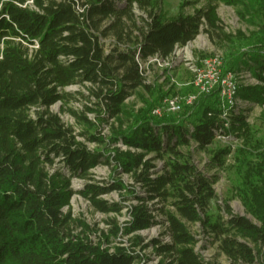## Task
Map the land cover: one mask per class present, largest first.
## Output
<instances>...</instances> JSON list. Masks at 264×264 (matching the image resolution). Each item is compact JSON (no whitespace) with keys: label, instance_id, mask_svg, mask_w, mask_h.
Instances as JSON below:
<instances>
[{"label":"trees","instance_id":"trees-1","mask_svg":"<svg viewBox=\"0 0 264 264\" xmlns=\"http://www.w3.org/2000/svg\"><path fill=\"white\" fill-rule=\"evenodd\" d=\"M223 1L262 14L247 49L230 53L222 69L249 70L261 85L238 87V95L264 103V0ZM135 8L143 15L137 16ZM202 20L215 25L213 6L169 17L161 0H0V264H137L140 255L133 247L141 245L139 235L130 237L131 246L105 247L84 230L75 233L73 223L84 225L62 210L76 193L98 212L119 213L122 203L100 197L113 190H125L135 203L127 207L129 219L121 227L113 225L109 236L162 223L168 240L149 243L161 256L157 264H204L188 223L210 235L229 264H264V155L242 190L256 223L234 214L227 203L210 212L217 177L204 174L179 150L192 144L203 150L216 136L246 131L240 109L229 108L221 118L213 92L177 113L157 116L152 110L162 95L125 125L120 122L126 98L138 87L150 88L138 61L167 59L176 46L195 38ZM110 33L116 43L106 50L103 39ZM74 84L86 87L93 105L83 106L81 113L66 110L86 127L78 133L50 111L56 102L64 109L72 95L65 88ZM86 112H94L96 121ZM108 119L118 126L111 124L105 138L97 127ZM82 138L108 147L120 142L136 151L115 148L106 154L90 150ZM228 152L213 151L210 167H222ZM156 159L162 160L160 168ZM101 163L128 173L140 190L121 178L107 186L95 183L90 171ZM72 178L86 182L74 190Z\"/></svg>","mask_w":264,"mask_h":264},{"label":"rangeland","instance_id":"rangeland-1","mask_svg":"<svg viewBox=\"0 0 264 264\" xmlns=\"http://www.w3.org/2000/svg\"><path fill=\"white\" fill-rule=\"evenodd\" d=\"M208 6L214 7L216 16L214 26L210 27L202 20L200 32L195 38L183 46H176L170 57L167 59L151 57L142 63L144 83L150 88L147 90L138 87L126 98L123 103L124 111L120 121L124 125L141 109L147 108L153 103L155 104L156 100L162 95L165 97L175 94L179 95L180 98L188 95L193 90V87H191L193 76L190 71L193 61L212 54H218L225 60L230 53L246 50L245 43L247 38L259 30L263 21L262 14L255 9L244 10L241 5L233 6L223 0H161L162 10L169 17L179 12L192 15L198 9H205ZM134 12L137 16L143 15L136 8ZM108 22L105 21V23ZM115 43V38L111 33L103 39L106 50L112 48ZM32 48V46H29V49ZM233 72L237 74L236 80L240 88L261 85V82L246 68H238ZM65 90L72 95H69L71 97L66 100L63 106L64 109L61 111L60 102H56L50 106V111L58 114L64 124L72 126L76 133L81 132L86 127L83 124H79L66 110L72 108L75 112L81 113L84 111L83 106L92 107L91 99L87 95L88 91L86 87L79 84L70 85ZM77 92H81L83 95ZM243 101H248L249 103H243ZM239 106L246 118V131L230 132L226 137L216 136L212 144L203 150L197 149L193 144L188 147H180L179 150L182 154L190 155L192 162L204 174L216 175L217 179L213 184L216 199L211 202L210 212H215L216 205L222 206L227 203L234 214L246 215L253 222L258 223L246 208L244 203L245 196L242 190L245 183L244 180L249 176V171L251 172V167L260 165L264 155V103H255L243 99ZM85 116L93 122L96 121L94 112H86ZM111 124L118 126V123L113 119H108L105 122H101L97 130L106 138L109 136ZM186 124L189 126V122H186ZM87 130L93 132L96 129ZM82 140H84L90 150L106 152V154L115 148L120 151L128 149L132 152L136 151L120 142L108 147L106 142L87 141L83 138ZM219 148H228L229 150L224 158L225 163L220 168H211L212 152ZM149 156L151 155L147 157ZM154 164L157 168H160L162 160L156 159ZM90 177L101 186H107L113 179L121 178L126 185L134 186L137 190H140L128 173L120 172V169L114 171L112 164L101 163L95 166L90 171ZM85 182L86 180L83 179L72 178L70 186L72 189L78 190L83 187ZM100 197L109 202H120L125 207L119 213H101L94 210L88 201L80 195L74 193L70 196L68 203L62 208L64 213L69 212L73 218L84 225L80 227L73 223L74 232L79 233L84 230L94 242H101L103 246L110 248L121 244L131 246L130 237L139 235L143 241L141 245L133 247L140 255L137 264H157L161 256L155 253L149 243L152 239L157 238L164 241L168 240L167 236L163 234L164 225L160 223L130 235H121L119 233L114 239L109 236L113 225L120 227L124 225L129 219L127 207L135 203V200L132 199L131 195H127L125 190H113ZM155 214L157 215L158 213ZM157 216L159 220L162 219L161 216ZM108 222L112 223L109 224ZM187 226L197 240L194 249L204 264H229L226 256L217 249L216 244L211 240V236L201 231L198 224L188 223ZM106 236L108 241L104 239ZM145 244L147 246H144Z\"/></svg>","mask_w":264,"mask_h":264},{"label":"built area","instance_id":"built-area-1","mask_svg":"<svg viewBox=\"0 0 264 264\" xmlns=\"http://www.w3.org/2000/svg\"><path fill=\"white\" fill-rule=\"evenodd\" d=\"M154 57L157 58L156 56ZM138 62L143 75V62ZM222 62L223 59L218 54H212L193 61L190 66L193 76L191 82L193 90L183 98L175 94L165 96L161 104L152 110V113L157 116H160L163 111L177 113L184 106L192 105L200 96L213 92L219 97L222 118L226 117L229 108L237 111L243 100L238 95L237 74L231 71L224 72ZM243 103L249 102L243 101Z\"/></svg>","mask_w":264,"mask_h":264}]
</instances>
